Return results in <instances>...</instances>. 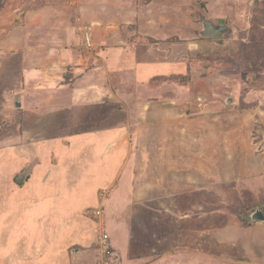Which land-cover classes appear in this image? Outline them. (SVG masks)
Listing matches in <instances>:
<instances>
[{"label": "rangeland", "instance_id": "374dc122", "mask_svg": "<svg viewBox=\"0 0 264 264\" xmlns=\"http://www.w3.org/2000/svg\"><path fill=\"white\" fill-rule=\"evenodd\" d=\"M204 15L227 31L201 67V48L175 47L181 33H199L189 36L197 42ZM169 33L179 42L165 44ZM140 43L151 50L128 52L124 67L167 66L177 52L197 67L188 92L198 93L201 112L181 126L122 122L121 104L133 102L118 98L151 92L131 73L125 88L113 82L107 102H77L105 75L107 53ZM171 85L153 93L169 95ZM99 116L126 135L118 151L110 146L126 160L110 182L87 179L110 161L100 156L105 138L119 134L98 126ZM94 210L125 264H264V221L253 220L264 215V0H0V264H61L48 243L75 255L72 264H96Z\"/></svg>", "mask_w": 264, "mask_h": 264}, {"label": "crops", "instance_id": "0c3cea01", "mask_svg": "<svg viewBox=\"0 0 264 264\" xmlns=\"http://www.w3.org/2000/svg\"><path fill=\"white\" fill-rule=\"evenodd\" d=\"M150 7V6H149ZM152 8V7H150ZM202 17V16H201ZM205 18H207L206 15H204ZM203 19H201V25H202V30H203ZM133 36L137 34V32H134V28L133 30H131ZM202 32V31H201ZM128 34V33H127ZM202 34V33H201ZM129 35V34H128ZM169 41H167L165 44L167 43H178L180 38L178 37V41L177 40H172V37H175L174 34L169 33ZM182 35V47H175L176 51H183V49L185 50L184 52L187 54H191V55H195L196 51H194L195 49H199L201 48V67L204 66L205 63V56H209L211 54L210 51H215V49L217 48V45L215 44V42L217 40L215 39H207L204 38L202 35L201 37L198 38L197 42L196 41H192L189 40V36H193V37H197V35L199 36V33H184V34H179ZM89 36H91L89 34ZM151 36V35H148ZM191 36V37H192ZM224 36V35H223ZM223 38V37H222ZM89 46H92V40L91 37L89 38ZM136 40L138 39V36L135 38ZM197 39V38H196ZM195 39V40H196ZM172 40V41H171ZM152 41V40H151ZM208 41V43L206 42ZM92 42V43H91ZM145 43H140V47L141 49L139 50H132V49H127L130 46L126 47V51L124 50V48H117V52H110L112 55V59L109 58V54L107 53V55H105L107 57L108 60H111L110 62L102 61V68L106 70V73H104L105 75L100 77V79H96L95 84H91V86L87 87L88 92L83 95L82 97H80L81 99H78V103H86V104H91V106H99V102H107L108 99L105 98L106 94L113 90V82L115 83L118 78H121V82L118 84L115 83V85H117L118 87H123L125 88V82L127 80H125V75H127L129 78H131L130 73L132 74V78L131 80L133 81L134 85L139 86H147V89L151 92L146 93L145 96H140L137 98L138 94L135 93L134 95H132L131 98L129 99H125L123 96H121L122 98H118V101H123V102H133V106H122L121 104V109L120 111H122V113L120 114V118H122V122L124 121V117H130L132 118L130 124H132L133 122L136 123V121L138 120H142V121H147L148 123H152V124H174L177 126H181V124H184V119L188 116H192L194 115L193 112H201V104L196 102H200L199 99L200 97L198 96V93H190L188 92V90L191 89V86L188 85L190 79H188L191 73H193L194 69H196V65L190 63V61H188L186 58H184L186 54H184V52H177L175 54H180L178 58H176V60H167L166 62L170 63L166 65H161V64H152L154 62H151V64H145V63H137L136 60L134 62H132L131 64H128V66L124 67V60L126 57H130L128 55L129 53L132 52H138L140 54H146V52H148V50H151L152 44L148 45L147 47H144ZM147 45V44H145ZM93 48V46L91 47ZM133 48H136L135 46H133ZM183 48V49H182ZM153 49V48H152ZM129 50V51H128ZM141 50V51H140ZM183 54V55H182ZM177 56V55H175ZM183 56V57H181ZM181 57V58H180ZM215 58V57H214ZM213 57L211 59H214ZM121 64V65H120ZM132 67V68H130ZM130 69V72H127L126 69ZM153 70H155V72H153ZM107 71L108 72H112V75H107ZM129 73V74H128ZM114 75H116V78L113 80H110V78H112V76L114 77ZM122 76V77H121ZM66 78L69 81V78L66 76ZM148 79V81H147ZM125 80V81H124ZM180 80V81H179ZM167 83H172V91L169 95H156L155 93H153L154 88L156 87L157 89L159 87H162L164 85H166ZM106 84V85H105ZM117 87V88H118ZM185 89V90H184ZM85 90V89H84ZM179 91L180 93L177 94L175 93V91ZM187 91V92H186ZM114 93V92H113ZM115 98L116 95L114 94ZM198 100V101H197ZM16 106L18 107V104L21 105V103H19L18 101L16 102ZM200 104V105H199ZM200 107V108H199ZM29 107H27L25 110L26 112H28ZM124 110V111H123ZM117 113L119 111H116ZM115 113V112H114ZM109 115H106L105 118H108ZM104 117L99 116V118L97 119V124L98 126H100L102 124V126L104 127V129H106L109 132L112 133H116L119 131L118 137L114 138L112 140H109L108 137L105 138L104 140V146H100V150H102V154L100 155L101 157L104 155H108L109 158V162L105 164L104 168H101L100 170H102V173H100V175L98 173H95L96 171H100V170H96L93 169L92 171H88V174L90 172V174L87 176L88 182H90L91 180H98L100 177L102 179H105V182H110V179H115L116 175H118V171L120 172L118 176H121L123 174V168H125V162L126 160L122 157V158H118V155L116 153V155L112 154L113 149L110 148L111 145L116 144L118 142L119 146L117 145V151L120 149L119 147L121 146L119 141L122 138L124 140L125 138V134L121 136V130L123 131L124 127H117L114 129H109L111 127L109 122H105ZM133 123V124H134ZM115 126V125H114ZM171 126V125H170ZM113 128V127H112ZM131 128V127H130ZM121 129V130H118ZM137 133H140L139 131H136ZM124 133V132H122ZM31 132H27L24 133L21 137H19V140L22 138H27L30 139V137H32L33 135H31ZM77 135L81 136L82 141L85 142H91V139L85 135L84 132H80V133H75ZM81 139H79L81 141ZM17 140V137H16ZM78 139H75V141ZM30 142V141H29ZM72 142V141H71ZM68 140L66 141V144L68 145L69 143ZM77 142V141H76ZM67 148V147H66ZM39 160V159H38ZM37 160V161H38ZM174 164L171 161H165L163 162V164H165V166H168L166 164ZM144 164V163H143ZM29 168L27 169V171H29V174L34 171V167H36L38 165V162H33L32 164H29ZM134 165H137V163H134ZM145 165V164H144ZM163 166V165H161ZM143 169L140 170L141 178L140 179H133L134 180V188L137 187L139 188L141 183L143 184L142 181V177L143 175H145V167L142 166ZM149 172L151 173V171L149 170ZM33 173V172H32ZM102 175V176H101ZM112 177V178H111ZM27 178V177H26ZM109 180V181H108ZM112 183V181H111ZM110 183V184H111ZM80 195H78L79 198L81 199H85L88 198L89 196L92 197V194H87L86 190H80ZM115 193V192H114ZM140 193V192H139ZM139 193H135L136 197H138ZM113 194V193H112ZM114 195V194H113ZM89 197V198H90ZM263 213V211H261ZM83 245V244H82ZM85 246V245H83ZM88 246V245H87ZM43 248V247H42ZM47 248H51L52 250H54L55 255H56V259L57 261H60L61 264H72L70 262L71 258L75 255H70V253H67V251H64L62 253H59L58 251L61 249V247L56 246V244L54 243H48L47 244ZM75 249H78L75 248ZM48 258L52 257L53 258V254L50 256H47ZM95 262L93 261V264ZM48 264V262L46 263ZM86 264V263H85Z\"/></svg>", "mask_w": 264, "mask_h": 264}, {"label": "built area", "instance_id": "2783aa9c", "mask_svg": "<svg viewBox=\"0 0 264 264\" xmlns=\"http://www.w3.org/2000/svg\"><path fill=\"white\" fill-rule=\"evenodd\" d=\"M87 43L89 46V39H87ZM102 210H104V207H101ZM98 210H94L93 215L95 216V219L98 221L99 226L101 227L102 233L99 235L98 239V245L100 249H98V255H97V261L96 264H125L119 256H117L110 243V236L107 232V228L104 226V215L100 214ZM104 226V227H103Z\"/></svg>", "mask_w": 264, "mask_h": 264}, {"label": "water", "instance_id": "95a60500", "mask_svg": "<svg viewBox=\"0 0 264 264\" xmlns=\"http://www.w3.org/2000/svg\"><path fill=\"white\" fill-rule=\"evenodd\" d=\"M203 19V32L202 36L207 39H220L223 37L224 33L227 31V27L217 28L213 23L207 20L205 17ZM20 107V104H18ZM29 175V171L25 175H20L19 180L26 178ZM253 220L255 221H264V215L261 211H256L253 215Z\"/></svg>", "mask_w": 264, "mask_h": 264}]
</instances>
